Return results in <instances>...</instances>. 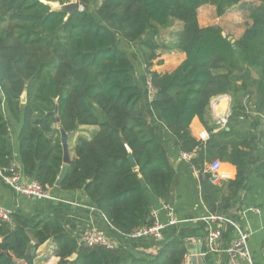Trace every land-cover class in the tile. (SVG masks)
<instances>
[{"label":"trees","instance_id":"trees-1","mask_svg":"<svg viewBox=\"0 0 264 264\" xmlns=\"http://www.w3.org/2000/svg\"><path fill=\"white\" fill-rule=\"evenodd\" d=\"M243 1L80 0L83 11L67 17L42 0H0V169L16 161L44 187L83 191L116 230L130 235L153 223L151 211L159 202H174L177 174L150 122L151 107L175 147L196 155L195 167L203 171L215 160L236 167V179L226 186L214 184L209 173L201 179L209 213L235 219L257 164L256 138L237 123L247 97L264 104V0H257L252 25L234 43L220 27L201 28L198 11L212 5L222 17ZM176 23L182 29L173 41L162 40V31ZM123 43L136 45L143 57L154 89L149 104L146 82ZM162 51L183 52L186 60L171 73L150 71ZM221 96L231 98V115L214 133L208 113ZM4 105L20 124L15 145ZM195 120L209 131L206 142L192 135ZM87 127L97 130L91 139L78 137L75 158L56 187L64 167L61 130L71 136ZM198 233L180 225L155 254L125 241L114 250L79 247L51 215L15 212L11 222L0 219V264H35L37 249L50 240L57 245L58 264H183L187 242ZM228 236L235 237L232 228Z\"/></svg>","mask_w":264,"mask_h":264},{"label":"crops","instance_id":"crops-1","mask_svg":"<svg viewBox=\"0 0 264 264\" xmlns=\"http://www.w3.org/2000/svg\"><path fill=\"white\" fill-rule=\"evenodd\" d=\"M258 6H260V2L257 0H244L242 3L229 10L224 16L218 17L214 6L205 5L198 11V22L203 29L214 26L220 27L228 38L237 41L243 36L248 26L252 25V20L250 18L252 8ZM177 26L176 23L174 26L165 30V32H169V37L182 29L180 24L178 29H176ZM135 47L137 46L134 44L123 43V48L129 51L133 59L136 61L138 76L140 79L147 82L149 74L147 73L145 62L138 49H135ZM185 60L186 54L183 52L162 51L158 54L156 60H154L150 71L158 72L160 74L171 73ZM254 86L255 85L253 84V87ZM253 92H255V89H253ZM224 97L228 96H221L214 99L208 113V126L213 128L214 133H217L221 128H224L227 125L226 124L223 127L219 124L220 118L217 117L215 109L219 99ZM228 98L231 101V98ZM147 103L149 104L148 99ZM5 105L4 107L7 110L8 108ZM243 106L244 113L240 116L237 124L240 126L244 134L250 137V139H252L253 136L256 138L257 164L250 177L247 189L242 193L235 219L241 222V224H243V226L251 233L249 249L252 255L253 264H264V104L258 105L256 96L253 95L252 97H247L243 101ZM149 115L150 122L157 127L162 135L163 141L170 154L172 166L177 174L174 189V202L171 206L173 214L177 219L182 221L181 226L187 225L195 227L199 231L197 238L189 239L187 242L189 252L188 257L191 259L192 253H196V255L200 257V254L206 249V237L209 229L215 227L214 223L201 220L203 217L215 215L209 213L202 199L201 179L205 174L206 166L209 164H206L204 170L201 171L199 168L195 167L192 162L188 163L181 160L180 151L175 147L173 138L166 131L159 113L149 107ZM230 115L231 105L227 121ZM7 117L10 122V131L15 145L20 131V124L13 120L8 110ZM96 130L97 128L87 127V138L89 139V135L94 134ZM191 131L195 138L203 140L204 142L210 137L209 131L199 120L193 122ZM81 134L82 133H78V135L73 134L71 136L67 135L71 161L75 158V146L77 139ZM195 158L196 155L194 159ZM256 167H258V170ZM236 176V167L230 163L222 162V167L219 172L220 182L218 185L226 186L229 181L235 180ZM51 195L54 200H32L24 196H17L0 181V208L2 209H6L13 213L20 212L25 217L51 215L59 220L71 235H76L79 231L94 225L103 233L115 236V233L107 226V223L101 215L96 212L92 213L88 210L95 208V206L90 204L83 191L65 192L62 190L51 189ZM157 204L158 202L155 203V205ZM249 209L254 210L249 211ZM255 210H257V212ZM161 217L163 221H166V216L164 214H162ZM176 229L177 227H167L164 231L165 239L167 240L171 238ZM233 238L232 236L231 238L229 236L223 237L221 242L222 247L227 249L231 245ZM51 241L53 242V246L48 249ZM125 243L133 247L135 250L147 254H155L160 248V244L151 239L127 238L125 239ZM56 252L57 245L55 242L53 240L46 242L37 249L35 264H58L59 258L56 256ZM49 255L50 257H48ZM204 260L206 261V264H229L228 256L225 252L221 254H209Z\"/></svg>","mask_w":264,"mask_h":264},{"label":"built area","instance_id":"built-area-1","mask_svg":"<svg viewBox=\"0 0 264 264\" xmlns=\"http://www.w3.org/2000/svg\"><path fill=\"white\" fill-rule=\"evenodd\" d=\"M147 85V99L149 103L152 102L154 97V89L151 84V77L146 82ZM227 117L220 118L219 124L223 127L227 124ZM194 153L180 152L181 160L191 163L194 159ZM222 167L220 160H215L206 166L205 173L211 175L214 184H219L220 177L219 172ZM0 181L12 190L17 196H24L32 200H54L51 195V189L44 187L37 180L28 179L18 162H14L8 169H0ZM87 208V207H86ZM89 211L96 212L105 220L107 226L115 233V236H110L103 233L96 226L91 225L88 228L79 231L76 235H73L78 243L79 247H104L109 250H114L120 247L125 239H151L157 243H161L165 240L164 231L167 227H178L182 224V221L174 216L172 208L165 202H159L158 206L152 208L151 216L153 223L149 226H145L130 235H123L116 230L109 221L101 214L99 209L92 208ZM254 209H249V211ZM257 212V210H255ZM13 212L0 208V219L6 222L12 221ZM166 216V221L162 220L161 215ZM204 222L214 223L215 227L210 228L206 237V249L200 254L201 259H206L209 254H221L226 253L228 256L229 264H253L252 255L249 249V239L251 233L236 219L226 217L224 215H209L201 219ZM232 228L235 233V237L232 240L231 245L224 249L221 245L225 232ZM190 257H187L183 264H189Z\"/></svg>","mask_w":264,"mask_h":264},{"label":"water","instance_id":"water-1","mask_svg":"<svg viewBox=\"0 0 264 264\" xmlns=\"http://www.w3.org/2000/svg\"><path fill=\"white\" fill-rule=\"evenodd\" d=\"M42 2L48 5L51 8L52 12H60V13L66 14L67 17L71 16L75 12L83 11V7L80 3V0H72L71 2L66 3V4H60L57 2H48L45 0H42ZM223 35L227 37L226 34L223 33ZM229 40H231L232 43L235 42L234 40L230 38ZM22 102L23 103L26 102V94H23ZM230 105H231V101L228 97L220 98L219 102L215 106L217 117L219 118L228 117L230 113ZM55 114H57V111L55 112ZM57 121L60 122L59 118H57ZM61 141H62V147H63V153H64V157H63L64 167L56 183V187L61 186V183L67 174L68 167L72 162L70 159V155H69L68 136L63 130H61ZM131 161L133 163V166L135 167V163L133 162L132 158H131ZM75 258H76V255H73L70 259L74 260ZM190 264H206V261L201 259V257H198L196 253H192Z\"/></svg>","mask_w":264,"mask_h":264},{"label":"rangeland","instance_id":"rangeland-1","mask_svg":"<svg viewBox=\"0 0 264 264\" xmlns=\"http://www.w3.org/2000/svg\"><path fill=\"white\" fill-rule=\"evenodd\" d=\"M177 27H176V29H178L179 28V24L177 23ZM172 30V29H171ZM169 32H165V31H162V34H161V39L162 40H164V41H166V42H171V41H173V38L176 36V35H172V36H174V37H169L170 35L168 34ZM135 49H137V47H135ZM166 52H168V51H166ZM78 133H82L81 135H83V136H86L87 137V128L85 129V128H81V130L78 132ZM78 133H76L77 135H78ZM85 133H86V135H85ZM92 138V135H89V139H91ZM52 241L50 242V244H49V246H48V249H50L53 245H52ZM50 247V248H49ZM52 256H53V254H52ZM48 257H50V255L48 256ZM51 264V263H50Z\"/></svg>","mask_w":264,"mask_h":264}]
</instances>
